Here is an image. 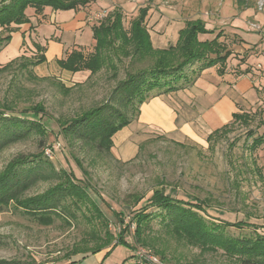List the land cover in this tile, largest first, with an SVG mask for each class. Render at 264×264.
<instances>
[{
  "label": "rangeland",
  "instance_id": "374dc122",
  "mask_svg": "<svg viewBox=\"0 0 264 264\" xmlns=\"http://www.w3.org/2000/svg\"><path fill=\"white\" fill-rule=\"evenodd\" d=\"M245 1L246 8H254L255 14L264 18V8L257 9V0ZM91 4L93 10L87 11L90 24L97 23L102 16L118 8L123 14L125 29L138 9L147 6L149 11L145 26L154 48L174 45L184 23L195 19L203 20L205 25L210 26L207 28L214 32L207 38L200 35L199 40H210L219 35L218 41L226 37L229 44L241 43L238 36L224 34L222 29L239 12L234 0H94ZM70 11H57V22H64ZM57 22L52 24L53 29ZM246 24L255 33H252L254 36L262 32L260 24L248 21ZM252 25L256 28L253 29ZM16 32L14 29L10 33L9 43L0 49V68L9 62L8 59L17 58V51L22 50L25 54L22 55L25 59L0 69V173L13 160L30 159L34 160L33 165L38 162L33 157L40 155L38 158L45 160L40 171L44 177L36 179L21 193L22 197L50 194V190L61 184L57 178L64 182L62 172H65L89 186L88 192L103 217H97L88 206L76 208L68 198L49 215L52 223L44 225L11 203L0 212V261H18L20 264H122L125 260L134 262L135 252L143 249L159 264H238L243 255L228 254L223 248L204 249L205 246L190 243L184 235L167 228L169 223L164 220V209L149 207L147 200L154 192L163 191L164 195L186 203L203 204L204 210H198V213L215 224L224 221L252 224L243 228L227 227L223 232L215 229L216 235L225 233L231 239L260 240L256 234L264 235V143L256 148L251 146L254 139L264 138V85L258 90L260 94L256 103L245 112H236L247 114V123H233L231 120L226 124L229 127L227 134L219 132L209 143L205 140L201 143L181 141L179 132L170 135L157 124L151 127L138 124V100L125 104L120 94L114 93L118 82L126 79V71L135 73L151 65V62H135L131 66L123 57L120 61L114 59L116 69L105 65L87 80L75 83L69 74L53 68L54 62L32 66L31 62L39 57L38 46L33 43L17 45L11 40ZM7 34L0 27V38ZM62 34L68 38L67 43L73 42L74 34ZM255 47L251 46L243 59H236L245 63L250 52L259 59L261 49ZM12 52L15 53L10 56ZM200 65L195 62L186 67L183 79L176 81V85L183 86L192 80L194 83L207 70L199 71ZM250 66L252 69L253 62ZM256 68L257 64L254 65ZM256 71L258 76L264 77V68ZM104 103L130 120L128 126L111 138L115 148L113 146L110 152L99 151L91 142L77 140L76 136L82 130L75 135L69 131L66 133V129L64 131L72 119ZM36 105L44 109L41 120L44 126L32 123L41 115L35 118L32 114H24ZM17 120L24 121V124L20 125ZM181 121L184 119H180L179 123ZM178 126L176 130L180 131V124ZM77 162L87 172L85 175ZM138 197L143 199L133 205ZM139 213L145 217L138 223L144 242L140 245L134 242L133 235L134 232L136 237L135 216ZM105 232L112 234L114 242L121 232L132 249L118 246L104 260L103 252L70 255L72 249L93 250L95 241L90 235L103 237Z\"/></svg>",
  "mask_w": 264,
  "mask_h": 264
},
{
  "label": "trees",
  "instance_id": "16d2710c",
  "mask_svg": "<svg viewBox=\"0 0 264 264\" xmlns=\"http://www.w3.org/2000/svg\"><path fill=\"white\" fill-rule=\"evenodd\" d=\"M92 2L94 0H0V27L8 33L7 36L0 38V49L9 43L10 33L14 31L11 28L12 25L19 26L28 23L25 14L27 9H32L35 14L41 13L44 8H49L53 11H76ZM234 2L239 8L247 7L245 0H234ZM148 11L149 8L147 6L140 7L136 16L129 22V27L125 29L121 10L114 8L111 12L104 15L103 18L99 19L97 23L91 25L92 39L94 41L92 50L87 54L82 51V48L73 49L64 59L58 60L56 62L57 65L60 69L71 73L88 71V79L104 68L105 65L116 69L113 63L114 59L120 61L123 57L131 63V66L135 62H151V65L135 73L130 74L126 71V79L118 82L115 88L116 92L114 93H119L125 104L137 99L138 107L151 98L176 92L183 89L184 86L190 85L193 80L183 86L176 85L175 82L183 79V70L195 62L201 63L199 71L216 67L215 70L218 76L224 74L227 59L231 53L218 41L219 35H216L211 40H199L198 37L200 35L213 34L212 30L206 28L203 20H187L178 31L174 45L164 49H156L152 46L150 35L145 26V18ZM19 59L25 58L21 56L13 59L0 69L7 68ZM45 61L44 55L41 54L31 63H33L32 66H38ZM154 89H156V93L153 94L152 91ZM115 100L119 99L115 98ZM138 112L139 108L137 109ZM26 113L32 114V117L35 118L41 115L38 120L32 121V123L38 127L43 125L41 120L44 117V109H42L41 105H36L30 112H25L24 114ZM262 116V125L264 127V110L262 111ZM232 120L233 123H247L249 116L244 113H233ZM129 122L130 120L125 114L109 106L108 103H104L99 107L84 112L80 117L72 119L69 125L64 124L67 125L64 131L66 129V133L69 131L75 135L76 132L82 130L76 136L77 140L91 142L99 151L110 152L113 147L111 138L128 126ZM19 124H24V121L20 120ZM30 127L28 126V128ZM228 129V125H225L212 131L205 141L209 143L214 135L220 134L219 132L222 135L227 134ZM263 143L264 138L259 137L254 139L251 147L256 148ZM39 156L33 157L38 160L33 165L32 162L34 160L31 161L29 159L27 161L24 158L13 160L0 173V212L7 209L12 203L16 209L34 217L38 223L48 225L52 223L49 215L53 213V210L62 206L70 198V203L76 208L80 209L82 205L83 207L88 206L96 212L97 217H103L88 192L89 186H85L84 181H80L65 172H62L64 182L57 178L61 184L57 188L50 190V194L46 193L28 198L22 197L21 193L28 189L36 179L44 177V175L40 174V171L45 160L38 158ZM77 165L82 169V174L85 175L87 172L83 169L81 163L77 162ZM52 174L57 176L54 171H52ZM142 199L143 197H138L134 200L133 205H137ZM147 202L149 207L164 209L166 213L164 220L167 219L169 223L168 225L166 224L167 228H171L176 234L184 235L186 239L188 238L191 241L190 243L201 244L205 246L204 249H209V247L214 249L223 248L228 254L239 253L243 257L238 260V264H264V235L256 234L260 240L252 241L238 238L231 239L229 238L231 236L227 237L225 233L216 235L214 232L216 231L215 229L222 231L227 227L243 228L252 224L243 221L236 223L224 221L222 224H215L198 213L200 210H204L203 204L197 206V204L186 203L164 195L163 191L154 192ZM192 208L196 209V211ZM135 217L137 218V234L135 237L133 232L134 242L140 245L144 242L141 238V235L143 236L140 231L141 226L138 223H141L145 217L141 213L136 214ZM204 220L210 224H206ZM90 236L95 241L93 250L88 248L87 250L72 249L70 255H87V253L92 255L102 254L103 252L104 257L102 260H104L118 246H123L129 250L132 249V246L126 242L121 232L115 242L110 232H105L103 237ZM226 240H229L227 245H225ZM241 249L246 251L242 252ZM146 263L152 264L151 262H144L143 264ZM0 264L20 263L18 261H0ZM122 264L138 263L136 260L134 262L125 260Z\"/></svg>",
  "mask_w": 264,
  "mask_h": 264
},
{
  "label": "crops",
  "instance_id": "0c3cea01",
  "mask_svg": "<svg viewBox=\"0 0 264 264\" xmlns=\"http://www.w3.org/2000/svg\"><path fill=\"white\" fill-rule=\"evenodd\" d=\"M93 8V4H88L79 10H72L64 22H57V11L49 8H44L39 14H35L32 9H27L25 14L28 23L11 26L17 30L11 36V40L15 41L17 45L20 43L37 45L39 56L45 50L43 54L46 59L45 65L54 62L53 68H57L60 73L69 74L70 76H68L72 77L75 83H81L89 76L88 71L71 73L60 69L56 62L64 59L73 49L83 48L84 53H89L92 50L94 45L91 32L92 24L89 23L90 17L87 11L93 10ZM237 9L239 12L222 29L225 31L224 34L231 33L233 36H238L241 43L229 44L226 37L219 40L220 43L226 45V50L231 53L227 59L224 74L218 76L215 69H207L194 83L192 81L193 84L190 83L183 89L168 95L164 94L147 100L139 106L138 124L148 126L157 124L164 128V133L171 135L179 132L181 141L190 140L201 143L212 131L230 123L233 113L245 112L257 102L260 94L258 90H261L260 87L264 85V77L257 75V68L255 70L254 65L261 63V56L257 59L253 52H250L245 63H241L236 58L243 59L246 51L253 45H256V49L264 48V18L255 14L254 8ZM247 21L260 24L262 32L254 36L252 34L254 32H251L249 30L251 28L246 24ZM56 22L58 25L53 29L52 24H56ZM207 27L210 26L206 24ZM62 32L74 34L73 42L67 43L68 38L64 34L61 35ZM59 33L60 36H58ZM212 35H206V38ZM157 44L160 45V43ZM14 53H10V56ZM16 54L19 55L17 58L25 55L22 50L17 51ZM252 62L253 68L251 69L249 67ZM180 119H184V121L179 123ZM178 124H180V131L176 130L179 127ZM113 146L115 148V145Z\"/></svg>",
  "mask_w": 264,
  "mask_h": 264
},
{
  "label": "built area",
  "instance_id": "2783aa9c",
  "mask_svg": "<svg viewBox=\"0 0 264 264\" xmlns=\"http://www.w3.org/2000/svg\"><path fill=\"white\" fill-rule=\"evenodd\" d=\"M256 4L258 10H262L264 8V0H257ZM103 17L104 16H102V18ZM252 28L254 29L256 27L252 25ZM260 55H261V63L257 65V69L264 68V48H262ZM135 258L138 264H143L144 262H151L152 264L157 263V260L153 258V256L149 255L148 252H145L143 249H138L135 252Z\"/></svg>",
  "mask_w": 264,
  "mask_h": 264
}]
</instances>
